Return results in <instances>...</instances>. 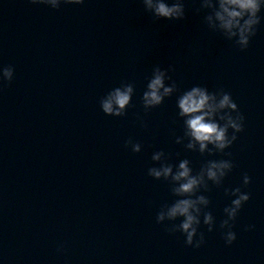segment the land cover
<instances>
[{
    "label": "clouds",
    "instance_id": "obj_1",
    "mask_svg": "<svg viewBox=\"0 0 264 264\" xmlns=\"http://www.w3.org/2000/svg\"><path fill=\"white\" fill-rule=\"evenodd\" d=\"M34 5H45L53 10H59L61 5H82L85 0H29ZM196 12H205L203 23L207 28L219 33L227 41H232L241 50H246L251 39L256 35L264 16V0H198ZM144 10L156 20L183 21L186 19V0H142ZM169 68L159 65L152 69L147 78L146 90L141 102L145 113L162 105L166 98L179 92V88L169 72ZM15 69L11 65L0 66V85H10L14 79ZM135 84L122 81L118 87L111 89L100 98L101 111L112 117H124L132 105ZM177 117L183 120V136H176L175 143L183 144L185 149L198 152L201 156H213L225 152L237 139V133L244 130V116L231 94L223 89L210 92L208 88L194 85L183 91L176 98ZM143 127L147 125L141 121ZM231 130V134L229 133ZM187 141L185 144L184 141ZM125 147L133 153H140L142 145L131 138L125 141ZM152 161L159 167H149L148 175L155 180L168 184L171 196L175 199L164 202L156 215V223L169 222L165 231L169 234L181 233L186 246L200 248L205 243V235L199 231L201 222L212 232L216 222L211 211L210 199L202 194L210 191L209 182L221 187L225 177L234 168L231 159H206L197 172H193L189 159H182L178 164L169 162V157L163 150L152 154ZM251 183V177L243 175V186ZM226 196L234 197L230 205L223 209L225 219L219 227L226 245H231L236 239L233 231L235 221L251 195L241 190V187L224 189ZM203 217V221H201ZM179 220V223L176 221ZM254 225L246 226V231L254 229ZM63 251V245L57 248Z\"/></svg>",
    "mask_w": 264,
    "mask_h": 264
}]
</instances>
